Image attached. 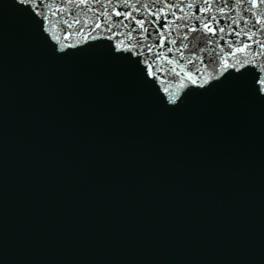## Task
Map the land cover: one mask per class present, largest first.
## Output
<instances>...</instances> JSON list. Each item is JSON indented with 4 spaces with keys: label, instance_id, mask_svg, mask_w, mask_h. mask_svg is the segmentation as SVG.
<instances>
[{
    "label": "water",
    "instance_id": "95a60500",
    "mask_svg": "<svg viewBox=\"0 0 264 264\" xmlns=\"http://www.w3.org/2000/svg\"><path fill=\"white\" fill-rule=\"evenodd\" d=\"M219 5L225 8L226 11L222 17L229 16L239 22H244L245 29L241 33L242 37L238 35L239 39H234L231 36H227L231 42L236 41L240 47L243 44L249 45L247 50L241 53L239 61L241 62L244 57L251 58L256 56V63L244 65L249 70L244 77L239 80L228 79L230 89L227 88L225 91H230L233 104H230L225 93L222 98L219 90L215 91L213 95V105L216 109L222 111L223 121L226 124V126L222 127L218 120L215 122V126L220 134L223 130L227 131L224 136L231 140L232 144H234L233 149L239 153L231 169L229 170L228 165L222 164L221 167L225 173L219 179L217 174H215L217 181H123L117 183L107 192L102 191V181H0V241L5 242L4 246L7 251L13 250L17 243L26 239L25 236L28 234L40 236L45 233V230L39 226L41 222H36V219L43 214L42 208L37 201L49 204L55 210H60L59 201L62 197L54 200H44L39 194H36L38 190L43 192L44 195H48L49 192H55L61 188L64 189L66 185L75 184L83 195L80 203L85 206V209L80 210V214L72 220L82 222V217L86 215V209H88V212L98 209L101 214L97 217V223L99 224L97 227L100 228L101 232L108 230L107 227L103 226L107 223L108 218L105 216V212L108 211H106L107 207H98L99 200L102 197H106L115 206H118L114 198L117 192L125 195L128 199H143L138 200L136 203L140 204L133 208L137 211L133 214L134 218L136 217L137 220L140 218L141 232L153 235L162 234L166 230L165 220L168 218L175 226L179 223H184V219L192 222V227L187 229L180 240L181 245L191 244L187 257L180 260L176 259L173 263L167 260L166 264H264V181H260L264 177V98L259 97L255 85L256 77L260 81H264V47L261 46L264 45V33L261 32V28L264 26L255 25V16L257 14L264 16V6H261L257 13V10L249 12L248 4L222 5L219 3ZM203 8L204 6H201V9ZM179 9L182 10L181 7ZM179 9L172 12L178 13L180 12ZM201 15L207 14L197 12V16ZM180 16H183V14L177 15L176 18L178 19ZM195 17V14L187 15L185 19L190 22L184 24V26L188 27L197 23ZM130 25L128 23L127 25H122V27L127 28ZM129 30L127 29V31ZM133 31L134 33L138 32L135 29ZM163 31L168 41H177L176 50L183 49L186 41L190 54L199 52L198 49H201L202 52L199 54L204 57L206 53H209L216 46L215 43L204 37L203 31L188 32L186 35H182L185 29L164 27ZM20 32L21 29L17 28L14 29L13 33L19 34ZM123 32H126V29ZM148 32H150L149 29ZM249 37H252V39L249 40ZM57 39L63 45L69 41L70 44L68 46L72 45L69 49L70 51L80 50L69 53V61L67 57H63L61 61H58L55 57L47 60L43 56H38L32 64L37 65V68L41 69V71L48 72V69L53 66L57 69L60 68V71L70 67L72 69L77 68L79 63L76 62V55L78 54V57L87 59V66H92L94 72L106 76L110 75L108 72L111 70V64L108 61L107 67L105 66L102 57L96 51V43L88 42L83 44L79 33L74 30L70 31L64 39L60 37H57ZM47 40L49 50L54 51V44L49 42L48 38ZM29 41H31L28 44L29 48H40L37 42L31 40V38ZM21 51L23 52L21 61H23L27 58L29 49L24 45ZM35 55H39V52L37 51ZM231 59L230 56L228 61H231ZM143 64L142 60L139 65L135 66H133L134 62L132 64L128 62L127 74H132L133 81L141 75L139 68L143 67ZM239 66L235 65L234 67ZM31 69H33L31 72L41 74L36 71V68ZM151 69H154L153 65ZM229 71L235 72L232 68ZM149 72L151 73L152 71ZM124 76L125 73L118 69L114 87L117 88L119 93H121L122 86L126 85ZM3 78L4 80L0 81V90L9 79L8 73L3 72ZM196 78L197 76H194L195 80ZM218 79L221 78L216 77L215 81ZM218 84H222V82ZM103 85L112 87L111 82H100L96 85L94 92L100 93ZM200 86L196 88L199 89ZM258 87L264 93V84H260ZM194 92L201 94L202 90H194ZM134 94H139L134 99L141 105L145 104L148 109L159 110V108L165 107L162 104V100L147 99L142 84L137 85ZM10 95V91L6 93V96L0 95V107L4 105L7 96ZM190 95L188 93L184 96L183 101L190 99ZM170 100L169 102L172 105L174 102L179 103L180 99L176 98L173 101L170 98ZM221 101L224 107H220ZM199 106V103L193 106L195 114L188 127L191 136H195L198 133L197 129L199 126L203 125ZM127 108V106L116 103V109L120 111H125ZM233 111L236 115H234ZM132 112L137 115V118L142 117L143 120V114L138 109H134ZM161 112L165 116V111L161 110ZM102 114L109 118L105 113ZM209 118L212 119L211 114ZM237 118L242 124V129L239 128ZM173 119L177 124L181 123L178 118L173 117ZM143 124L147 127L163 130V122H160L159 125H152L151 122L144 121ZM183 126L187 130V126ZM53 130L51 128L48 129L50 133H53ZM241 133L245 135L249 143H247L246 139L241 138ZM159 134L161 133L156 132L155 136H152V133L143 127L140 132V135L146 138L152 148L150 154L152 157L159 153ZM89 135L92 137L97 135V133L92 132ZM163 137L164 145L169 147L167 141L171 139L173 143L171 148H173L176 141L166 135ZM74 144H77V140ZM72 146L70 145V148ZM168 150L171 149L168 148ZM231 150L232 148L229 144L222 150L227 155L225 160L233 159L235 153L231 152ZM254 151H258V154L261 155L259 161H257L259 169L253 164ZM207 154L208 151L199 150V152L194 154V157L198 160ZM152 165L154 166V164ZM244 168L245 171H243ZM241 171L243 173L237 176V173ZM182 184V190L177 191L176 189ZM72 197L74 199V195ZM159 199H162L161 202H157L155 206L151 204L152 200ZM69 209H72V205H70ZM147 214L162 220V223L158 226L160 227L159 229L144 221ZM172 216H176V219ZM81 225L82 223L77 224V226ZM86 228L92 229L91 226H86ZM2 230H8L9 232L3 233ZM53 231L56 240L70 238L71 234L81 232L75 230L72 224L67 226V229L61 226L54 227ZM83 231L86 232L85 230ZM146 240V235H144L143 241ZM52 244H56V242H52ZM168 245L172 247L174 240H171ZM60 249L64 254L62 264H105L107 259L104 257V253H113L125 264H133V262L137 261L138 264H142L143 261H147L148 264H156L154 260H150V258L153 259V256L142 249L131 245L118 247L115 242L102 240L101 238L80 241L78 250L75 252L68 245H64ZM14 250L17 251V249ZM2 253L3 251L0 254ZM13 256L19 257L23 264H33L31 256L24 253H8L0 258V264H18V261L12 258Z\"/></svg>",
    "mask_w": 264,
    "mask_h": 264
},
{
    "label": "snow or ice",
    "instance_id": "6c2138e0",
    "mask_svg": "<svg viewBox=\"0 0 264 264\" xmlns=\"http://www.w3.org/2000/svg\"><path fill=\"white\" fill-rule=\"evenodd\" d=\"M138 2H139V0H138ZM149 2L153 3L154 6L155 5H162V7H157L155 12H153L151 9H149V13H148L149 17H155V20L137 19L136 16H134L131 12L125 14L126 18H130L131 20L135 21V25L138 27V30H140L141 32L147 34L146 38H150L153 34H155V35L158 36V39L161 42H163L166 39V37L164 35H162L160 33H150V32H148V29L145 27V25H146V23H155V24H157L159 26L160 29H163L165 27L164 21L167 19L169 13L171 12V9L174 8V7H177V5L174 3V0H149ZM181 2H183V0H181ZM25 3L28 4V7H21L20 6L21 4H25ZM42 3H43V0H35V2H33V0H15V5H17L21 9L27 8L30 13H31L30 9L32 7H36V6H38L39 4H42ZM200 3L204 4V8L202 10H201V8L199 6ZM236 3L248 4L249 5L248 11L251 12L253 10H257V13H258V10L261 8V6H264V0H220V4H222V5H235ZM185 6L188 7V8L195 7L197 9V12H201L202 11L203 13L207 14V15L199 16L197 18V27H193L191 29V31H193L194 33L197 32L198 30H200V31H203L205 34L211 33V34L215 35L217 31H219V32H224L225 31L224 28L218 27L220 22L216 19V17H214V16H212L210 14V9L212 7V3L210 2V0H196L195 3H188ZM142 7H147V5H142ZM216 10L221 12V13H223L224 8L223 7H218ZM134 11L135 12H139L140 8H134ZM115 14L118 15V16L121 15V13H119V12H116ZM172 14L174 15V13H172ZM31 15L35 18L36 22L39 25V29H40L41 33L43 34V24L41 23V21L39 19L36 18V16L33 13H31ZM255 25L264 26V16H261V15L257 14L255 16ZM97 27H99V25H97ZM261 32L264 33V27L261 28ZM251 39H252V37H249V40H251ZM97 43H100V42L98 41ZM89 46H86V47H89ZM137 46H139V45H137ZM261 46L264 47V45H261ZM134 47H136V46H134ZM248 47H249L248 44H243L240 48L236 49L235 52L230 53V55H235L236 52L243 53V52H245L247 50ZM53 50H54L55 54L61 55V56H65V55H68L71 52H75V51H78L80 49H76V50H73V51H62L61 49L53 47ZM108 50L110 51V53L113 56H120L122 58L123 57L128 58L127 56H125L123 54V51L121 52L120 55H117L114 46H109ZM148 50L151 51L150 48ZM132 62H134L135 65H139L141 63V61L139 59H137L136 61H132ZM144 63H147V61H145ZM237 63H240V62L237 61ZM220 67L222 69H224V70H227V69H229L230 67H233V66L228 64L227 61H225L222 65H220ZM148 68L149 69L151 68L150 64L148 65ZM241 69H243V70H241ZM248 71L249 70L247 68H245L243 64H241L240 68L236 69L235 72L226 71V74L222 75V79H218V80L214 81L213 83L208 84L207 87H204L203 85H201L199 87V89H197V88L189 89V92L193 91V90L206 91L208 88L214 86L215 84L221 83L222 81H226V80H228L230 78L234 79V80H239L242 77H244L245 74ZM139 73L141 75H147L148 74L147 73V69H145L143 67L139 68ZM188 81L191 84H194V85L197 83V81L195 79H192L191 76L188 77ZM260 84H264V81H260L256 77L255 85H256L257 93H258L260 98H264V93H262L260 91V88L258 87V85H260ZM181 87H185V85L182 84ZM186 95H187V93H185L184 96H186ZM183 97L180 98L179 103H175L174 102L172 104L171 108H178L180 106V103L183 102ZM171 99L173 101H175L176 98L172 97Z\"/></svg>",
    "mask_w": 264,
    "mask_h": 264
}]
</instances>
